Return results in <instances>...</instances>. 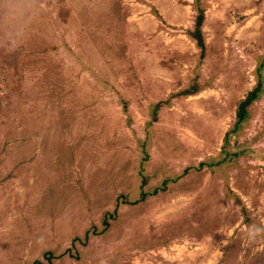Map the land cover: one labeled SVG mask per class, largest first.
Instances as JSON below:
<instances>
[{"label":"rangeland","instance_id":"obj_1","mask_svg":"<svg viewBox=\"0 0 264 264\" xmlns=\"http://www.w3.org/2000/svg\"><path fill=\"white\" fill-rule=\"evenodd\" d=\"M192 2L0 0V264H264V0Z\"/></svg>","mask_w":264,"mask_h":264},{"label":"trees","instance_id":"obj_2","mask_svg":"<svg viewBox=\"0 0 264 264\" xmlns=\"http://www.w3.org/2000/svg\"><path fill=\"white\" fill-rule=\"evenodd\" d=\"M192 7L194 8V11H195L194 18H193V26H192V28L187 30V34H188V36H190V38H192L195 41L197 47L200 49V56L203 57L205 55V50H206V43H205V37H204V31H203V25H204V20H205V5H204L203 0H193ZM263 65H264V55H261V56H259L258 65L256 68V71H257L256 83L246 93V95L243 98L239 99L237 102L236 110H235V120H234L233 126L231 128L232 129L231 131H233V132L238 133L239 130L242 129V127L247 123V120L251 116L249 106L251 105V103L254 100L258 99L264 91V87H263V80L264 79L261 76V69H262ZM200 89H201V86L197 83H194V84L190 85L189 87L182 89L181 91L176 92L175 94H172L171 97L172 96H178V95L195 94ZM169 99H167L163 102H158L154 105V111H153V117L152 118H157L156 114H157L158 109L163 104H168ZM228 134L229 133H226V135H225L226 136L225 138H227V139L229 137ZM227 159H229L228 153L221 159V161H225ZM214 163L217 164L216 162H209V163L201 162L200 166L201 167L204 165L212 166ZM168 183H169V180H163L159 186L154 187L152 190H144L143 187L146 184V181H144L141 184L140 196L134 200H126V202L133 204V203H138L140 201H143L149 195L156 194L159 191L166 189ZM107 216H109V217H107ZM107 216L104 217V220H103L104 227L102 230H100L101 233H103L106 230V228L109 226L108 219L114 218L115 213L113 215L108 214ZM95 230H97V229H95ZM86 237L88 238L87 233H86ZM45 255L46 256L50 255V253L48 252ZM33 264H44V263L41 260H36L33 262Z\"/></svg>","mask_w":264,"mask_h":264}]
</instances>
